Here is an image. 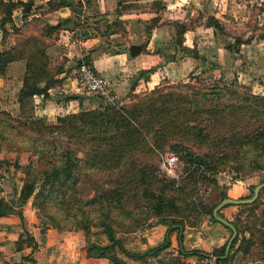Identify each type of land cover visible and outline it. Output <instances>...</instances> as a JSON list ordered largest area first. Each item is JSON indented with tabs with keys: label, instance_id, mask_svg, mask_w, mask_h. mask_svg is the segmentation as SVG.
I'll return each instance as SVG.
<instances>
[{
	"label": "trees",
	"instance_id": "obj_1",
	"mask_svg": "<svg viewBox=\"0 0 264 264\" xmlns=\"http://www.w3.org/2000/svg\"><path fill=\"white\" fill-rule=\"evenodd\" d=\"M67 3L66 0H59L52 7H61L69 4ZM35 4L36 0H0V36L3 41L12 35L13 31L19 33L22 30L16 25L14 12L21 9L22 17L26 19L35 9ZM211 20L213 22L210 21L209 25L214 27L217 39L220 41L221 32L219 31L222 25L214 17ZM59 25L46 24L42 34L29 33L25 36H17L12 45L8 47L5 45L0 49V76L5 75L11 62L26 60L23 86L17 96L22 107L37 94L48 98L50 88L62 82L60 78H57L61 71L60 67H53L47 54V48L53 41L52 35ZM187 27L185 23L176 24L177 33L174 41L176 52L172 55L175 58L182 59L190 56L207 61L208 58L201 55L196 47L184 44ZM242 43L244 42L239 38L235 42L237 46ZM225 47L230 49L236 58H243L234 44H225ZM143 49L146 50L144 44ZM83 59L92 62L89 55H85ZM222 67L223 65L217 60H211V69ZM240 68L245 71L251 68L255 74L261 71L260 67L248 66L245 60L240 64ZM152 69L139 71L133 80L132 90L135 89L140 78H147L146 73ZM65 97L81 101L85 98L81 94ZM201 97L211 100L212 105L205 107ZM95 98L99 101L98 107L60 114L56 122H48L45 118L37 116L25 118L14 116L11 112L0 109V140H14V138L29 140L33 147L43 148L42 156L50 150L56 154V143L50 139V136L56 133L67 135L70 139L88 145L87 150L84 151V158L75 153L72 148H68L63 153L61 166L53 164L51 170L42 172L47 181H54V185L58 184V187L54 188L57 192L55 199L60 198L61 206L80 203L77 198H71V200L68 198V195H72L68 192L69 189L76 187L79 183L75 176L79 168L86 166L95 171H118L122 176L129 175L125 178H131V185L127 191L122 192L121 186L108 190L100 188V193L96 192L92 198L83 202L88 205L101 206V208L94 209L103 210V217H99V224L105 229L108 244H100L89 238L91 224L83 207L76 214L71 213L75 215L76 228L82 229L87 237L86 250L89 256L106 258L113 264H131L120 253L135 260L147 261L150 256L159 258L162 252L171 246L168 233L163 244L145 252H132L117 235L118 231L110 221V215L106 214V208H124V204L130 199L128 195H132V190L138 189L144 190L156 213L165 214L159 223L168 224L172 230L180 231L181 245L177 257L174 260L160 258L157 264H185L183 257L189 255L207 257L211 254L218 256L216 264H232L231 249L239 240L241 243L238 248L244 252H249L251 247L257 243L256 240H260L261 257L264 264V231L249 229L250 236L240 238V234H244V230L238 225L241 221L240 217L237 221H231L237 227L238 233L233 240L229 255L225 258L222 256L225 254L228 240L211 252L197 248L187 249L183 245L184 234L182 232L186 225H199L203 214H209L211 220L220 222L215 218L213 209L224 198L229 197L226 191L221 192V198L211 208L204 211V203L196 195L198 194L197 184L200 180L206 178L218 184L213 175L224 170V166L231 161H247L253 169L264 170V94H254L247 86L239 84L238 77H234L230 83L222 79L213 80L208 86V91L195 98L189 94L174 91L163 92L157 90V87L149 95L139 98L130 105L120 104V100L110 103L103 98ZM189 139H193L196 144H207L210 150L198 154L193 148L183 145ZM166 144H171L180 157L192 165V171L185 176V180L188 181L183 180V184H179L176 178L160 176L157 174V169L146 160V156L156 154ZM7 149L14 148L7 147ZM18 167H22L26 174L20 197L27 200L31 196H37L38 176L35 175V171L31 166ZM70 179L75 180L71 182ZM189 183L192 186H189ZM255 186V184L249 185L251 192L245 197H251L254 194ZM96 188L98 191L99 188ZM194 192L196 194L192 196L190 202L184 198L182 204L178 201L181 195L191 196ZM39 201L36 199L35 203L39 204ZM42 203L39 204L41 209V205L44 206ZM190 203L193 205L192 209L195 210V213H192L194 215L192 220L191 212L184 211L189 208ZM12 211L13 205L6 203L0 197V216ZM220 214L224 216L222 212ZM56 227L61 228L58 225ZM133 230L126 231L129 233ZM258 231L261 235L257 234ZM27 240L21 236L17 241L18 249ZM29 243L33 245V248L38 246L33 239ZM1 253L0 250V257Z\"/></svg>",
	"mask_w": 264,
	"mask_h": 264
},
{
	"label": "crops",
	"instance_id": "obj_2",
	"mask_svg": "<svg viewBox=\"0 0 264 264\" xmlns=\"http://www.w3.org/2000/svg\"><path fill=\"white\" fill-rule=\"evenodd\" d=\"M57 1L59 0H42L40 2L45 5V8L41 9V13H44L42 19L46 22L44 25L60 24L54 32L55 37L52 43L47 48V54L50 64L53 67H60L61 71L57 78H60L62 82L50 88L48 98L37 94L27 103L32 108L29 116L43 117L47 121L56 122L60 114L75 113L84 108H95L100 105L96 98L88 96L90 94L84 91L76 78L78 64L82 62L85 55H89L95 67L109 80L112 91L116 93L119 100H122V103L128 102L130 91L132 93L139 91L136 87L132 90V82L140 70L154 68L153 72H149V77L139 79L140 84L143 83L149 89L156 87L165 77L170 78L174 75L176 77L174 79H180L184 76L186 61L172 55L176 52L174 41L177 23L188 25L184 44L196 47L201 55L208 58L207 61L188 58L187 63L190 68L187 72L200 65L209 66L211 60H217L223 65V72L232 73L243 83L247 82L242 80V75L253 76V79L257 78L259 81L264 79V65L260 66L249 60L251 55L258 54L255 47L252 50L253 43L244 42L241 44V47L244 45L251 47L248 56L243 49H240L243 58H236L234 53L225 47V44L221 46V49L216 46L218 39L214 27L206 22V15L214 14L212 6L222 7L226 0H121L120 3L119 0H88L85 4L82 0H66L68 5L52 7ZM236 2L242 5L241 0H236ZM73 4L83 7L82 15L73 9ZM39 6L36 2L35 9ZM39 15L34 14V16ZM196 16L204 17L196 25H190L189 21ZM17 25L20 24L17 23ZM201 27L205 30H201ZM202 32L213 37V42H215L208 51L220 53V55L221 50L228 51L227 59H230V65L225 64L221 60L222 58L216 59L213 55L211 57L207 54L209 52L202 51L197 40V37L199 38L203 34ZM225 36H229V34L225 32L220 34L222 40L225 39ZM229 41L232 44V41ZM262 41L264 40L262 39ZM13 43L14 41L6 47ZM135 43L146 45V50L143 49L141 53L132 56L129 48L131 44ZM243 60L247 62L248 66L260 67V73H253L251 68L249 71L242 70L240 64ZM25 71L26 60L20 59L11 62L5 75L0 76V109L7 110L14 116L25 115L26 106L22 107L17 98L18 92L23 86ZM72 94H81L85 98L82 101L73 98L66 99L65 96ZM6 154L7 152L0 148V160L4 159ZM9 168L10 175L0 186V197L18 183L21 189L24 181L21 169H17L15 165H10ZM226 184L230 185V183ZM240 187L238 183H233V186L228 188L229 196L240 197L242 194L241 192L238 194ZM237 210L236 203H230L223 206L220 212L225 213L224 217L230 219L229 214L232 215ZM36 224L38 225L27 220V224L24 226L14 217L0 216V249L2 251L0 264H27V259L31 256H34L35 259L38 258V251H44L45 257L38 258L37 264H89V260L108 261L106 258L88 255L87 237L82 231L48 227L45 232H42L39 230V223L36 222ZM171 230L172 228H169L168 224L157 223L144 228L137 236L126 237L124 244L132 252H145L163 244L169 233L171 246L165 251L169 250L177 255L181 245L180 231L178 229ZM182 232L184 234L183 245L187 249L197 248L211 252L215 248L221 247L230 238L232 229L226 227L222 222L205 217L197 226L186 225ZM21 236L23 238L29 236V239H26L27 241L18 249L16 242ZM32 239L34 243H38L36 248H33V245L29 243ZM108 243L109 241H105L100 244ZM183 259L185 264H203L198 261L197 255H189Z\"/></svg>",
	"mask_w": 264,
	"mask_h": 264
},
{
	"label": "rangeland",
	"instance_id": "obj_3",
	"mask_svg": "<svg viewBox=\"0 0 264 264\" xmlns=\"http://www.w3.org/2000/svg\"><path fill=\"white\" fill-rule=\"evenodd\" d=\"M42 0H36L37 4H39V8H36L35 11H32L31 14L25 19L21 17L22 11L21 9H17L14 12L15 22L19 23V27L22 30L19 33H15L14 31L11 33L12 35L8 36L4 41L0 36V49L9 45L12 41H14L15 37H19L20 35L25 36L26 34H42V30L44 28V23H46L42 19L41 9L45 8V5L41 3ZM242 5H239L236 0H226L222 7L219 5L212 6L214 14L206 15V22L209 23L212 17L219 20L222 27L220 28L221 33H228L229 36H225L222 42L216 40V46L218 49H221L223 44H234L238 49H243L247 56L250 54V46L235 44L236 40L239 38L243 42H251L253 43V49L257 51V55L249 57V60L257 63L258 65H264V0H241ZM21 11V12H20ZM34 12V13H33ZM44 12V11H43ZM40 14L39 16H34V14ZM204 17V16H203ZM202 17V18H203ZM201 16L193 17L189 24L194 26L196 23L202 19ZM23 20V22H22ZM16 23V25H17ZM44 25V26H43ZM18 26V25H17ZM201 30H205L201 27ZM203 33V32H202ZM54 33L52 38L54 39ZM198 42L201 45L202 51H207L209 55L214 56V58L219 59L222 58L225 64L230 65V59H227L228 51H220V53H213V51H208L210 46H213L215 42H213V37L209 36L207 33H203L201 37H197ZM212 41V43H211ZM214 43V44H213ZM226 56V57H225ZM188 58H193L190 56H186L185 59L182 58V61H186L184 64V76L180 79L176 78L174 75L172 77L162 78L160 83L156 86L157 90L168 92L174 91L182 94H189L193 98L200 96L202 93L208 91L209 84L216 79H222L226 82L233 81L232 73H225L222 70L223 68H215L211 69V64L209 66L200 65L197 68L190 72L188 65ZM188 59V60H187ZM236 60V59H235ZM202 61V60H201ZM232 61H234L232 59ZM206 66V67H205ZM150 69V68H148ZM264 69V67H263ZM154 68L151 70L153 72ZM137 75H135L134 79ZM146 76L149 77V73H146ZM133 79V80H134ZM242 80L247 83H243L238 79L239 84L247 86L254 94H264V79L261 81L257 80V78L253 79V76L250 75H242ZM133 83V82H132ZM149 89L143 83L140 84L138 81L136 89L139 90L136 93H132L130 91L128 102L122 103L120 100V104L130 105L134 101L139 98H144L146 95H149L153 89ZM242 90V88L240 89ZM93 96V95H88ZM97 96H93L95 98ZM202 104L207 106H211V100H205L201 97ZM214 102H218L217 100H213ZM25 115L19 117H28L29 113H31V106L25 105ZM92 108V107H88ZM46 119V118H45ZM47 120V119H46ZM50 122V121H48ZM51 141L56 143L57 151L56 154L53 153L52 150L46 151L45 155L42 156V147L32 146L29 140H14L6 139L0 140V148L2 151L7 152L6 157L0 160V165L6 171V178L10 175V165H15L17 169H21L23 173V180L26 179V174L23 171V168L18 166H31L35 171V175L38 176V185L36 191L38 192L37 196H31L27 200H23L20 197L19 183L15 185L13 188H10L3 196V200L13 205V211L6 214L8 216L16 218V220L20 221L24 226L27 224V220L31 221L32 224L39 223V230L45 232L48 227H54L58 225L61 227L59 230H68V231H84L82 229L76 228L75 215L71 214L72 212L76 214L79 212V209L83 207L84 212L89 218V223L91 224V232L89 238L96 240L99 243H104L108 240V236L105 233V229L99 224V217H103V210H95L94 208H101L98 204L88 205L83 202L88 201L95 193H100V188L104 190L114 189V187L121 186L120 189L122 192L127 191V189L131 185V178L122 176L118 171L111 172L107 170H91L86 166L84 168H79L75 176L78 179L79 183L76 187L69 189L68 192H71L72 195H68L69 200L71 198H77L80 203L75 204H64L61 206L60 198L55 199V194L57 192L54 188L58 187L54 185V181H47L44 177L45 174H42L43 171L51 170V166H61L62 165V157L63 153L66 149L72 148L75 153H77L80 157L84 158V151L87 150L86 144L81 141H75L70 139L67 135L56 133L50 136ZM184 146L188 148H193L198 154H203L210 150L207 144L200 145L196 144L193 139L186 140L183 143ZM7 147H12L14 149H7ZM32 148V149H27ZM146 160L157 169V174L160 176H166V178H176L179 184H183V180L186 179L187 176L192 171V165H189L185 159H182L178 152L173 149L171 144H166L162 149H160L156 154H150L146 156ZM88 166V164H86ZM224 170L217 172L213 175L214 178L218 181V184H215L211 180H200L197 184L198 194L195 192L191 196L181 195L178 201L182 204L183 198L190 202L192 200V196L195 194L198 198H201L204 206V211L208 210L221 198V192L226 191L228 193L233 183H238L240 187L239 193H242L240 197H236V199L249 198L245 197L250 194L251 189L249 188L250 184H258L264 181V170H255L253 169L247 161H231L227 165L224 166ZM33 174V172H32ZM75 178V179H76ZM75 179H70L73 182ZM22 182V185L24 183ZM188 181V180H185ZM225 182V183H224ZM230 183V185L226 184ZM177 185V184H176ZM2 186V185H0ZM189 186H192L189 183ZM98 187V191L97 188ZM254 190V189H253ZM132 195H128L130 199L124 204V208H106V214L110 215V221L113 222L116 230L118 231V236L122 238L125 243L126 237L137 236V234H141L142 230L146 227L152 226L154 224L159 223V220L165 216L159 215L156 213L154 208L151 207V203L148 200V197L145 195L144 190L134 189L131 191ZM234 193V192H233ZM229 195V194H228ZM235 198V197H234ZM38 199L39 204L43 202L44 206L41 205L42 209L39 207V204L35 203V200ZM83 203V205H82ZM184 206V204H183ZM238 208L236 213L230 215V221H237V218L240 217V222H238L239 227L244 230V234H240V238L243 236H250L249 229H260L264 231V188L260 192V197L256 202L252 203H244L238 204L236 203ZM193 205L190 203L188 209L184 210L185 212L195 213V210L192 209ZM214 211V209H213ZM13 214V215H11ZM225 216V213H223ZM193 214L191 215V220L193 219ZM206 218H210L209 214H203L201 219L204 220ZM55 219V221L53 220ZM35 222V223H34ZM202 222V221H201ZM57 224V225H56ZM134 229L133 232L129 233L126 230ZM135 232H137L135 234ZM232 233V232H231ZM261 235V232L258 231L257 234ZM231 236V234H230ZM229 236V237H230ZM25 239H29V236H26ZM92 240V241H93ZM256 244L253 245L249 252H244V250H240L238 246L241 241L239 240L235 247L231 249V262L232 264H263L261 250L262 247L260 245V240H256ZM18 244L16 242V248ZM1 250V249H0ZM2 252V251H1ZM34 252V251H33ZM2 254V253H1ZM38 258H44L45 252L38 251ZM122 257L128 260L131 264H157L160 258L166 260H174L177 255H174L169 250L162 252L159 258L156 257H148L147 261L145 260H135L131 257L125 256L120 253ZM35 259L34 256L27 259V264H37L39 259ZM34 260V261H33ZM89 264H113L111 261L101 260V261H92L89 260Z\"/></svg>",
	"mask_w": 264,
	"mask_h": 264
},
{
	"label": "built area",
	"instance_id": "obj_4",
	"mask_svg": "<svg viewBox=\"0 0 264 264\" xmlns=\"http://www.w3.org/2000/svg\"><path fill=\"white\" fill-rule=\"evenodd\" d=\"M88 0H82L85 4ZM76 78L79 85L90 95L103 98L105 101L115 103L118 99L116 93L111 89L109 80L95 67L93 62L82 60L76 70ZM6 179V171L0 165V185ZM218 256L210 255L198 257V261L203 264H216Z\"/></svg>",
	"mask_w": 264,
	"mask_h": 264
},
{
	"label": "water",
	"instance_id": "obj_5",
	"mask_svg": "<svg viewBox=\"0 0 264 264\" xmlns=\"http://www.w3.org/2000/svg\"><path fill=\"white\" fill-rule=\"evenodd\" d=\"M73 9L79 13L80 15L83 14V7L73 4L72 5ZM130 54L132 56H136L137 54L141 53L143 50V46L141 44H131L130 45ZM264 188V181L260 182L258 184H256V186L254 187V194L249 197V198H243V199H236V198H232V197H227L224 198L215 208L213 211V214L215 216V218H217L220 222L226 224L227 226H229L232 229V234L230 236V238L228 239L227 245H226V250H225V254L222 256V258H225L229 255L230 253V249H231V245L233 243V240L235 239L237 233H238V229L235 226V224L233 222H231L229 219H227L226 217L222 216L220 214V209L225 206L228 203H240V204H244V203H252L255 200H257L260 196V192L261 190Z\"/></svg>",
	"mask_w": 264,
	"mask_h": 264
}]
</instances>
